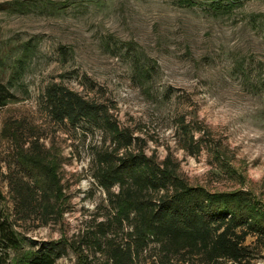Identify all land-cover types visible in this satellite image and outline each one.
Masks as SVG:
<instances>
[{
    "label": "rangeland",
    "instance_id": "374dc122",
    "mask_svg": "<svg viewBox=\"0 0 264 264\" xmlns=\"http://www.w3.org/2000/svg\"><path fill=\"white\" fill-rule=\"evenodd\" d=\"M194 2L0 0V82L15 94L0 111V209L25 244L58 243L55 264H114L110 249L127 245V264L207 263L150 239L136 247L116 215L120 187L95 175L99 155L125 150L91 122L51 118L53 82L104 105L131 135L127 152L166 161L190 186L245 190L264 210V0ZM19 181L32 191L25 207ZM244 245L242 263L208 264H264V240Z\"/></svg>",
    "mask_w": 264,
    "mask_h": 264
},
{
    "label": "trees",
    "instance_id": "16d2710c",
    "mask_svg": "<svg viewBox=\"0 0 264 264\" xmlns=\"http://www.w3.org/2000/svg\"><path fill=\"white\" fill-rule=\"evenodd\" d=\"M180 1L188 5L195 3L194 0ZM205 1H211L212 7L217 9L218 4L230 6L233 0ZM25 49L29 53V48ZM134 67L139 71V61L134 62ZM13 99L15 94L0 82V111ZM43 99L55 121H67L72 125L91 122L109 131L116 144V155L125 150L114 158L110 153L99 155L95 175L109 193L114 185L120 187L121 191L115 196L116 215H120V219L116 215L115 219L132 224V232L128 234L135 237L136 247L150 239L158 244L163 254L177 256L182 262L196 257L207 264L219 259L242 263L249 255L248 247L244 245L246 237L252 234L256 239L264 240V210L245 190L211 192L190 186L166 161L160 165L141 152H127L131 135L118 127L108 109L63 84H48ZM14 193L16 202L25 207L32 191L19 181ZM153 193L158 194L156 199ZM2 199L0 192V202ZM61 254L62 248L53 241L25 244L0 209V264H55ZM133 255L129 245L110 249L114 264H127Z\"/></svg>",
    "mask_w": 264,
    "mask_h": 264
}]
</instances>
